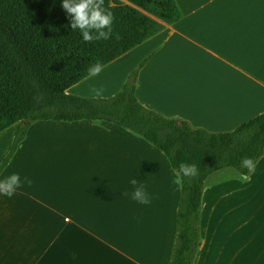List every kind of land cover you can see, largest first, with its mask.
<instances>
[{
  "label": "crops",
  "instance_id": "0c3cea01",
  "mask_svg": "<svg viewBox=\"0 0 264 264\" xmlns=\"http://www.w3.org/2000/svg\"><path fill=\"white\" fill-rule=\"evenodd\" d=\"M176 3L178 22L67 93L111 97L151 55L135 82L143 106L210 132H230L264 112V0ZM93 87L103 94L95 96ZM90 122L44 120L27 129L0 173V180L16 173L22 182L11 198L0 195V264H168L180 197L175 172L145 140L109 122L103 128ZM15 131L16 124L0 132V162ZM132 179L145 186L150 204L131 198ZM205 194L206 186L193 264H256V258L264 264V226L242 237L224 223L225 209L205 207ZM228 232L242 238L231 251L223 239Z\"/></svg>",
  "mask_w": 264,
  "mask_h": 264
},
{
  "label": "trees",
  "instance_id": "16d2710c",
  "mask_svg": "<svg viewBox=\"0 0 264 264\" xmlns=\"http://www.w3.org/2000/svg\"><path fill=\"white\" fill-rule=\"evenodd\" d=\"M62 0H0V132L16 124L0 173L13 157L27 129L37 121L100 119L120 126L163 153L172 170L195 164L198 175L183 177L176 233L168 264H193L199 246V214L205 180L223 168L241 175L244 158L254 165L264 156V112L230 132H210L179 117H166L143 106L135 82L151 55L108 98L79 97L67 90L88 77L99 61L104 67L178 22L176 0H105L113 13V36L86 43L70 27ZM118 34L120 39L115 38ZM134 77V82L129 80Z\"/></svg>",
  "mask_w": 264,
  "mask_h": 264
},
{
  "label": "clouds",
  "instance_id": "9594fccd",
  "mask_svg": "<svg viewBox=\"0 0 264 264\" xmlns=\"http://www.w3.org/2000/svg\"><path fill=\"white\" fill-rule=\"evenodd\" d=\"M105 0H62L61 7L63 11L70 18V27L73 31L77 29L82 35L86 43L93 41L109 40L113 36L112 24L114 21L113 13L105 8ZM117 40L120 39L118 34H115ZM103 65L97 61L88 68V77H94L103 71ZM95 96L103 94L102 88L91 89ZM91 125L94 127H104V122L100 119H92ZM111 131L110 129H104ZM241 166L250 172L254 170V161L251 158H244ZM176 178L173 180L174 184L180 185L183 177H195L198 175V169L195 164L181 163L178 170H174ZM130 183L134 186V191L131 198L136 202L144 205L151 203V197L145 191V186L140 184L136 179H132ZM23 184L31 186L32 180L25 176ZM22 187V182L19 174L13 173L8 177L0 180V195L11 198L16 190ZM122 195L128 196L125 192Z\"/></svg>",
  "mask_w": 264,
  "mask_h": 264
},
{
  "label": "rangeland",
  "instance_id": "374dc122",
  "mask_svg": "<svg viewBox=\"0 0 264 264\" xmlns=\"http://www.w3.org/2000/svg\"><path fill=\"white\" fill-rule=\"evenodd\" d=\"M263 159L264 156L259 159L254 170L247 177H243L232 168H226L221 171V174L217 175H223V177L216 179L213 184L208 182L205 185V207L225 209L224 223H228L235 230H239L242 237H244V232L251 234V226H264V166H261ZM201 220L202 222L206 221L203 218L202 209L199 214V226ZM225 238L230 242L229 251L233 250V245L242 239L240 237L236 240L232 239L230 232L223 239ZM248 239L250 238H243L244 241ZM199 240L200 245V231ZM253 262L258 264V259H254Z\"/></svg>",
  "mask_w": 264,
  "mask_h": 264
},
{
  "label": "water",
  "instance_id": "95a60500",
  "mask_svg": "<svg viewBox=\"0 0 264 264\" xmlns=\"http://www.w3.org/2000/svg\"><path fill=\"white\" fill-rule=\"evenodd\" d=\"M134 80H135L134 77H132V78L129 80V83H133ZM243 177H247V176L243 175Z\"/></svg>",
  "mask_w": 264,
  "mask_h": 264
}]
</instances>
